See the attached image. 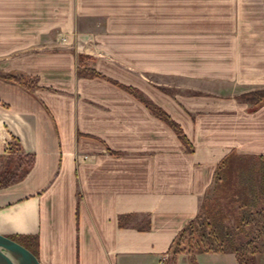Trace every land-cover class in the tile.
Listing matches in <instances>:
<instances>
[{
	"label": "crops",
	"instance_id": "0c3cea01",
	"mask_svg": "<svg viewBox=\"0 0 264 264\" xmlns=\"http://www.w3.org/2000/svg\"><path fill=\"white\" fill-rule=\"evenodd\" d=\"M260 90L264 0H0V155L29 161L0 235L41 264H162L219 162L264 156Z\"/></svg>",
	"mask_w": 264,
	"mask_h": 264
},
{
	"label": "rangeland",
	"instance_id": "374dc122",
	"mask_svg": "<svg viewBox=\"0 0 264 264\" xmlns=\"http://www.w3.org/2000/svg\"><path fill=\"white\" fill-rule=\"evenodd\" d=\"M252 103L255 104L256 100L253 99ZM252 162V159L237 158L235 166L239 169H232L225 178L220 177L223 179L220 186L213 183L202 204L206 205V214L210 219L217 215L223 218V225L228 228L237 246L253 242L254 247H257L258 252L248 257V264H264V196L259 194L258 174L252 170ZM28 163V159L20 155H0V188L20 176ZM246 212L252 218L247 224L243 220ZM189 245L186 238L181 246L182 252L175 256L174 262L169 255L162 264H239L235 253L189 254Z\"/></svg>",
	"mask_w": 264,
	"mask_h": 264
},
{
	"label": "trees",
	"instance_id": "16d2710c",
	"mask_svg": "<svg viewBox=\"0 0 264 264\" xmlns=\"http://www.w3.org/2000/svg\"><path fill=\"white\" fill-rule=\"evenodd\" d=\"M79 75L83 77H98L103 78L101 75L97 74L92 70H80ZM14 81L19 82L20 84H24L25 80L23 79H14ZM112 84L116 85L120 89L130 93L135 98H137L141 103H143L151 112V114L161 120L165 125H167L178 137L179 141L185 146L187 152H192V147L189 142L184 137L181 128L175 122L171 120V118L163 112L161 109L157 108L150 102L144 100L137 91L124 87L116 82L110 81ZM250 96V101L253 99L256 100V106L264 104V90L256 91ZM252 159V170L258 174L259 180V190L260 195L264 196V156H253V155H240L236 153H229L226 155L217 165L216 170L213 176V183L216 186H220L223 183V179L225 178L228 172L237 168L235 165L236 159ZM245 161V160H243ZM258 163V164H257ZM258 165V167L256 166ZM250 194L254 196L253 193ZM247 198V197H246ZM245 205V204H244ZM126 218V217H125ZM124 217L119 218V225L122 222ZM245 223L247 224L251 218V214L249 212L245 213V217L243 218ZM223 218L221 219L218 215L210 219L206 214V205L201 204L199 213L195 217L194 220L189 222L184 229L178 234V236L173 240L170 249L168 251L169 255H171L172 262H174V258L178 253H181V246L184 244L186 238H188L189 244V254L191 252L197 253H225L232 252L236 254V259L239 264H248V257L250 255H254L258 252L257 247H254L253 242H248L245 244H241L237 246L234 243V240L228 231V228L223 225ZM264 238V235H263ZM13 241L17 242L27 250H29L35 257L38 255V243L36 237H13ZM264 251V246H263Z\"/></svg>",
	"mask_w": 264,
	"mask_h": 264
},
{
	"label": "water",
	"instance_id": "95a60500",
	"mask_svg": "<svg viewBox=\"0 0 264 264\" xmlns=\"http://www.w3.org/2000/svg\"><path fill=\"white\" fill-rule=\"evenodd\" d=\"M0 264H41L29 250L0 235Z\"/></svg>",
	"mask_w": 264,
	"mask_h": 264
}]
</instances>
